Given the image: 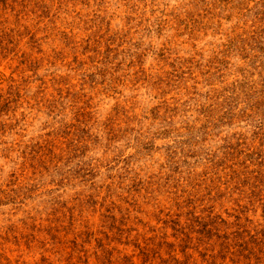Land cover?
Returning a JSON list of instances; mask_svg holds the SVG:
<instances>
[{
  "label": "rangeland",
  "instance_id": "rangeland-1",
  "mask_svg": "<svg viewBox=\"0 0 264 264\" xmlns=\"http://www.w3.org/2000/svg\"><path fill=\"white\" fill-rule=\"evenodd\" d=\"M0 264H264V0H0Z\"/></svg>",
  "mask_w": 264,
  "mask_h": 264
}]
</instances>
